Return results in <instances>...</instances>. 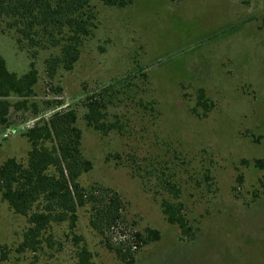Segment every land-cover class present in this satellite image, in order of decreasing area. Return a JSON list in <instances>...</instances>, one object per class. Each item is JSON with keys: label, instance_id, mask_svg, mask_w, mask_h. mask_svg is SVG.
Here are the masks:
<instances>
[{"label": "rangeland", "instance_id": "rangeland-1", "mask_svg": "<svg viewBox=\"0 0 264 264\" xmlns=\"http://www.w3.org/2000/svg\"><path fill=\"white\" fill-rule=\"evenodd\" d=\"M91 4L97 28L73 70L48 78L44 62L55 49L35 59L39 83L29 106L38 113L11 110V124L0 127V164L26 163L24 133L63 102L77 111L83 153L93 162L81 184L117 192L123 220L102 236L87 205L74 230L54 224L38 251L19 252L29 225L0 195V264H76L82 245L96 264H264V169L257 165L264 161V0ZM22 46L0 17V54L19 76L32 62ZM99 93L109 102L106 122L117 125L107 133L84 119L86 95ZM169 183L181 189L187 236L163 214ZM149 228L161 237L141 244L135 234ZM109 242L130 247L129 258L122 261Z\"/></svg>", "mask_w": 264, "mask_h": 264}, {"label": "trees", "instance_id": "trees-1", "mask_svg": "<svg viewBox=\"0 0 264 264\" xmlns=\"http://www.w3.org/2000/svg\"><path fill=\"white\" fill-rule=\"evenodd\" d=\"M106 6L125 8L133 0H101ZM174 1V0H173ZM0 17L8 19V28L14 30L16 43L31 50L32 62L27 73L19 76L10 72L0 54V127H9L10 113L33 109L29 99L36 94L39 72L35 59L40 51L55 49L58 54L49 56L44 64L48 78L54 79L60 68L71 71L79 61L85 42L97 28V15L91 0H0ZM29 50V51H30ZM106 94V93H105ZM103 93L87 94L84 119L88 127L107 133L116 129L115 123L106 122L109 102ZM199 98V104L206 103ZM15 96L16 102L9 99ZM50 104V103H48ZM49 111L47 119L30 127L24 136L31 144L26 163L12 157L0 164V195L14 214L27 219L28 228L18 251H38L46 240L47 231L54 225L68 223L74 230L78 210L91 206L90 224L100 235L114 229L123 220L124 202L110 189L86 188L80 178L93 169V162L84 156L82 131L77 126V111L58 102ZM37 118V117H35ZM264 169V161H257ZM172 200L161 203L166 220L180 228L183 235L191 233L183 204L179 201L181 189L175 183L165 187ZM47 235V236H46ZM159 230L137 232L135 238L147 245L160 239ZM75 240L79 243L81 238ZM108 248L126 261L131 248L108 243ZM4 255L2 259H4ZM76 264H96L86 245L78 247Z\"/></svg>", "mask_w": 264, "mask_h": 264}]
</instances>
